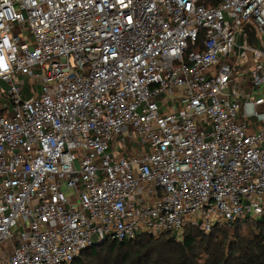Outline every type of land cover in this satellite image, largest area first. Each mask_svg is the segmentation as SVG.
I'll return each instance as SVG.
<instances>
[{
    "label": "built area",
    "instance_id": "2783aa9c",
    "mask_svg": "<svg viewBox=\"0 0 264 264\" xmlns=\"http://www.w3.org/2000/svg\"><path fill=\"white\" fill-rule=\"evenodd\" d=\"M210 1L0 0V264L264 218V0Z\"/></svg>",
    "mask_w": 264,
    "mask_h": 264
},
{
    "label": "trees",
    "instance_id": "16d2710c",
    "mask_svg": "<svg viewBox=\"0 0 264 264\" xmlns=\"http://www.w3.org/2000/svg\"><path fill=\"white\" fill-rule=\"evenodd\" d=\"M203 39L201 30V44ZM67 264H264V218L216 224L209 232L186 224L181 236L142 232L131 239L95 242Z\"/></svg>",
    "mask_w": 264,
    "mask_h": 264
},
{
    "label": "rangeland",
    "instance_id": "374dc122",
    "mask_svg": "<svg viewBox=\"0 0 264 264\" xmlns=\"http://www.w3.org/2000/svg\"><path fill=\"white\" fill-rule=\"evenodd\" d=\"M24 35H27V32L26 31L24 32ZM259 36H260L261 39H263V36L261 34H259ZM240 40H241V38H240ZM241 64H239L238 69L241 68ZM29 223H30L29 220H21L20 223H19V228L20 229H24L25 226L29 225Z\"/></svg>",
    "mask_w": 264,
    "mask_h": 264
},
{
    "label": "clouds",
    "instance_id": "9594fccd",
    "mask_svg": "<svg viewBox=\"0 0 264 264\" xmlns=\"http://www.w3.org/2000/svg\"><path fill=\"white\" fill-rule=\"evenodd\" d=\"M4 44L5 45H8V39H7V37H5V39H4ZM3 70L7 71L8 70V65H6Z\"/></svg>",
    "mask_w": 264,
    "mask_h": 264
},
{
    "label": "water",
    "instance_id": "95a60500",
    "mask_svg": "<svg viewBox=\"0 0 264 264\" xmlns=\"http://www.w3.org/2000/svg\"><path fill=\"white\" fill-rule=\"evenodd\" d=\"M253 31H254V32L256 31L255 28H253Z\"/></svg>",
    "mask_w": 264,
    "mask_h": 264
}]
</instances>
